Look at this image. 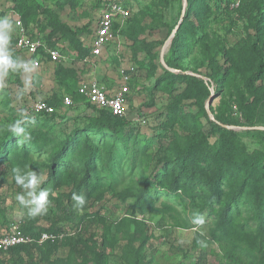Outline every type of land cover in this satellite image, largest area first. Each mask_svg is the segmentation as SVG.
I'll list each match as a JSON object with an SVG mask.
<instances>
[{"label": "rangeland", "instance_id": "rangeland-1", "mask_svg": "<svg viewBox=\"0 0 264 264\" xmlns=\"http://www.w3.org/2000/svg\"><path fill=\"white\" fill-rule=\"evenodd\" d=\"M96 2L0 0V16L20 19L31 35L63 45L65 55L62 63L0 76V141L9 132L7 125L20 118L38 142L24 141L26 148L18 140L0 163V231L30 226L52 234L30 253L0 254V264H264V226L254 223L246 206L233 211L229 224H221L228 193L237 190L242 178L232 177L237 162L229 157L216 162L200 151L207 146L203 139L219 145L224 134L214 133L203 115L209 107L210 119H228L221 126L232 132L226 133L232 159L245 161V176L259 188L264 185V75L255 83V94L246 86L247 76L264 58V13L258 9L264 0L194 1L182 69L170 67L167 58L183 0H138L109 59L87 62L75 44L89 38ZM59 23L78 33L75 43ZM15 35L14 28L9 50L20 62L26 55H13ZM129 65L135 66L127 101L132 123L123 129V138L89 131L97 112L77 94L80 80L98 79L116 89L120 71ZM164 65L175 74L198 76L207 89L176 76L159 81ZM215 75L224 78L213 82ZM66 94L73 96L74 105L63 104ZM37 99L49 100L55 111L48 116L33 112L30 106ZM68 137L72 148L54 163L52 174V158ZM189 146L200 147L192 148L193 176L181 177L187 186L178 184L174 190L180 158L191 151ZM255 160L263 163L256 173L250 172ZM26 166L42 169L40 188L51 191L47 211L35 218L15 198L28 190L15 184L12 169ZM205 177L223 181L220 201L212 200L215 193ZM73 194L85 197L82 208L76 207Z\"/></svg>", "mask_w": 264, "mask_h": 264}, {"label": "trees", "instance_id": "trees-1", "mask_svg": "<svg viewBox=\"0 0 264 264\" xmlns=\"http://www.w3.org/2000/svg\"><path fill=\"white\" fill-rule=\"evenodd\" d=\"M99 1L100 0H97L96 6H95L97 10L100 6ZM194 1H197V3H200L201 0H188L183 23L181 24L179 31H177L176 35H174V38H173L171 46H170V53H169V57L167 58V64L170 67L175 68V69H182L181 65L179 64V61L181 59L180 57L184 53H187L186 30H190V27H191L189 25L190 24L189 23L190 17H191V15L195 14L194 13V7H193ZM137 3H138V0H133V4L131 5V7L134 9V5ZM258 9L262 13H264V2L259 5ZM133 16L134 15L132 13V15L127 20H131L133 18ZM95 21H96V18H95ZM58 25H59V28L61 30L67 32V34L73 40L74 43L78 40V37H79L78 33L76 31L72 30L68 24L59 23ZM94 27H95V24H93V27H91V29H90V32L88 34L89 38H91L90 35L93 33ZM171 32H172V30H171ZM29 34H30V32H29ZM88 39L86 42L80 41L78 44H75V47L79 51H82V54L84 57H87L90 55V46L88 45ZM45 41L50 46H55V47L58 46L62 50V52L64 53V46L63 45L58 44V42L57 43H51V42L47 41V39H45ZM12 53L15 57H17L18 54H21V55L23 54L22 52L19 51V49L16 48V35L14 38V46L12 48ZM19 61H21V59ZM55 63H58V62H55ZM162 68H163V75L159 78V81L161 79H166L168 77H171L173 79L176 76L177 78H181V79L183 78V79L191 81L192 83H194V85L197 89H199V88L200 89H207V83L203 79L199 78L198 76L188 75V74H185L184 72H181L179 74H175V73H172L171 71H169L165 66H162ZM32 70H37V69H32ZM263 75H264V58L261 57L259 59L257 65H256L254 71L251 74H249L246 78V86H247V89L250 91L251 94L256 93L255 88H254L255 83H256V81L261 79ZM221 77H222V79L224 78L223 75L219 76V77H217L215 75L214 77H212L211 80L213 82L214 81L218 82V80H216V79L221 78ZM156 84H157V81L155 82V84L152 87H154ZM77 88H78V85H77ZM77 88H76L77 94L81 98H83V100H84V97L78 92ZM207 93L209 94V91ZM69 95H71V94H69ZM72 98H73V96H72ZM73 101H74V98H73ZM127 101H128V98H127ZM62 102H63V100H62ZM49 103L52 104V102H50V101H49ZM85 103H87L94 111L97 112V114H96L97 116L92 117L91 120L89 121V124L87 126V129L89 131L90 130L102 131L103 133L109 134L110 136L115 137L116 139L123 138V134H122L123 129H125L127 126H129L132 123V121L129 118L130 114L127 117H120V116L114 115L109 109L97 108L96 106H94V105H92L86 101H85ZM70 106H72V105H70ZM241 109L244 110V107L241 106ZM208 114L209 113H207L205 110H203V115L208 120V123H209L211 129L214 130L213 132L214 133L222 132L224 134H223V138L221 139L219 145L218 144L215 145V144L209 142V139L208 140L203 139V141L207 142V146L201 147L203 149H201L200 151L205 152V155L209 156V158L213 159L216 162H221V160H224L225 158H228V157H229V159L231 158L230 161H232V162L236 161L239 170L233 172L232 177H234L235 179L238 176L242 177L240 182H239V185L237 187V190L233 191L232 193H228V195H230V197H229V201L227 202V205L225 206L224 213L222 212V214H221V218H220L221 224L222 225L229 224L228 219L230 218L229 216L232 215L233 211L236 208L240 209V208H242V206H246V208L249 209L248 212L251 215H254V223L259 224L260 226H264V185H261V187L259 188L258 183L254 182L255 179L252 180V179L247 178V176H245L246 175V172H244L246 169L245 161H241V160L236 159V158L232 159L234 157L231 154L232 149L229 146L228 137H227V134H230L232 132L230 130H228L227 128L221 126L222 125L221 123H223L224 125L228 124L229 123L228 119L224 116H217V118H215V119H210ZM41 115L48 116L50 114H41ZM250 122H251V124H253V121H250ZM30 137H31V135H30ZM18 140H20L19 137L14 136L11 132H8L4 135V139H2V141H0V163L2 160L9 158V156H7V158H6V153H11V151L13 150V147H12L13 144L17 145ZM70 140H72V137H68L67 140L63 143V147H62L60 154H58L57 156H53L52 162L50 163V166H49V170L52 174L54 172V163L61 162V157L63 156V154H65L70 148H72ZM22 141H23V144L25 145V147L27 148L26 142H24V140H22ZM27 141H31L33 145L38 144V142H35L32 137ZM192 148H194V150L200 149V147H197V146H189L188 149H190L191 151L184 152L185 155L182 158H180L179 165H181L182 168L180 171V175H177L174 178V184H173L174 190L177 189V187H175L176 185L177 186H178V184L182 185L181 184V180H182L181 177H184L185 179H189L193 176L192 165L196 164V161H194V158L196 157V155L192 153ZM193 155H194V158H193ZM242 159L245 160L244 158H242ZM232 164H230L231 168H232ZM261 166H263V163L260 160H255L253 167L251 168L250 172H252V170H255V173H256L258 168ZM229 170L232 172L233 169H229ZM204 180H206L207 184L210 185V190L213 191V193H215L212 196V200H213V198H217V200L220 201V199L218 198V195H219V193L222 192L221 186L223 185V181H220V177H217V179L216 178L209 179V178L205 177ZM147 186H148V184H147ZM182 186L185 187V186H187V184L184 183V185H182ZM257 187H258V189H257ZM224 195L227 196L226 194H224ZM224 195H223L222 199L224 198ZM239 211H241V210H239ZM22 230L24 232H26L27 234H32L36 238H39L43 232L50 233L49 230H41V231L37 232V231L33 230V228H31L30 226H24L22 228ZM33 247H38V243L18 245L16 247L11 248L10 250H8L6 252L25 251V252L30 253ZM2 253H5V252H0V254H2Z\"/></svg>", "mask_w": 264, "mask_h": 264}, {"label": "built area", "instance_id": "built-area-1", "mask_svg": "<svg viewBox=\"0 0 264 264\" xmlns=\"http://www.w3.org/2000/svg\"><path fill=\"white\" fill-rule=\"evenodd\" d=\"M240 1L234 0L236 4ZM99 3L95 27L88 40L90 55L86 57L87 61L91 58L109 59L113 42L122 30L123 23L133 13L131 7L133 0H100ZM16 21L20 24V27L16 28V48L26 55L21 59V63L31 66L34 62L32 69H41L45 63L62 62L65 55L58 46L48 45L43 36L29 34L22 21L20 19ZM134 69V65H129L120 71L121 81L116 89L104 85L98 79H81L77 88L78 92L86 102L97 108L109 109L116 116L127 117L129 115L127 98L131 92L129 83ZM63 104L73 105L72 96L64 95ZM30 109L39 114H52L55 111V107L47 99H37L31 104ZM51 237L52 234L43 232L39 238H36L20 227H12L9 230L0 231V252H6L22 244H41Z\"/></svg>", "mask_w": 264, "mask_h": 264}, {"label": "clouds", "instance_id": "clouds-1", "mask_svg": "<svg viewBox=\"0 0 264 264\" xmlns=\"http://www.w3.org/2000/svg\"><path fill=\"white\" fill-rule=\"evenodd\" d=\"M19 21L13 20L10 16H0V76H5L9 72H19L21 69L24 71H32L34 62L31 66L27 63H21L15 60L10 55L9 44L12 39V31L15 28H19ZM23 113H21V116ZM22 120L16 119L14 123L7 125V130L14 136L19 137L20 140L27 141L31 137L26 131V128L21 126ZM14 175L15 184L23 189L28 190L26 196L30 199H26L25 195L17 194L16 200L19 205L27 209V216L29 218H35L38 215H42L47 211V207L50 203L49 195L50 189L40 188V185L44 182V176L42 169L39 171L29 169L27 166L21 170L19 167L12 169ZM73 200L76 203V207L82 208L85 204V197L83 195L73 194ZM31 205V207H29ZM196 223H202V220L194 221Z\"/></svg>", "mask_w": 264, "mask_h": 264}, {"label": "water", "instance_id": "water-1", "mask_svg": "<svg viewBox=\"0 0 264 264\" xmlns=\"http://www.w3.org/2000/svg\"><path fill=\"white\" fill-rule=\"evenodd\" d=\"M183 1H184V8H183V11H182L181 21H180L179 24L176 26V28L173 30V32H172V34H171L172 36L170 37V41L174 38V35H176V33H177L178 29L180 28L181 23H182V21H183V19H184V16H185V11H186V7H187V0H183ZM164 52H165V49H164L163 52H162V60H163V63H164V56H163ZM164 64H165V63H164ZM164 66H165L167 69L175 70V69H171L168 65H164ZM213 98H214V96L211 95V97H210V99H209V101H208L209 104L212 102ZM207 111H208L209 114H212V113H211V109H210L209 107L207 108Z\"/></svg>", "mask_w": 264, "mask_h": 264}, {"label": "crops", "instance_id": "crops-1", "mask_svg": "<svg viewBox=\"0 0 264 264\" xmlns=\"http://www.w3.org/2000/svg\"><path fill=\"white\" fill-rule=\"evenodd\" d=\"M103 59V58H102ZM99 61L100 59H98V58H91L90 60H88L87 62H96V61ZM104 85H106V86H108L107 84H105L104 82H102ZM109 87V86H108Z\"/></svg>", "mask_w": 264, "mask_h": 264}]
</instances>
